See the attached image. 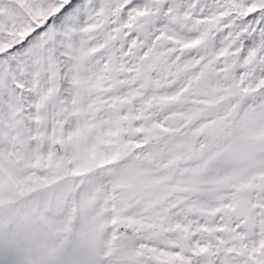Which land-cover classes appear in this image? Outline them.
I'll return each mask as SVG.
<instances>
[{"label":"snow or ice","instance_id":"1","mask_svg":"<svg viewBox=\"0 0 264 264\" xmlns=\"http://www.w3.org/2000/svg\"><path fill=\"white\" fill-rule=\"evenodd\" d=\"M0 264H264V0H0Z\"/></svg>","mask_w":264,"mask_h":264}]
</instances>
